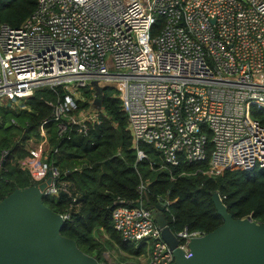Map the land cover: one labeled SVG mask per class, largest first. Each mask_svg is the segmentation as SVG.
I'll use <instances>...</instances> for the list:
<instances>
[{
    "label": "built area",
    "instance_id": "1",
    "mask_svg": "<svg viewBox=\"0 0 264 264\" xmlns=\"http://www.w3.org/2000/svg\"><path fill=\"white\" fill-rule=\"evenodd\" d=\"M95 84L117 90L136 160L147 145L159 168L181 158L203 163L194 172L208 176L264 167V126L251 114L264 111V0H36L20 25L0 24V103L60 87L48 120L68 137V126L83 132L97 119ZM85 87L93 90L89 106L70 114ZM29 152L30 180L50 172L44 192L56 194L66 185L57 167ZM171 201H161L164 210ZM135 202L118 199L113 228L145 248L147 264H175L142 193ZM174 234L185 250L202 233Z\"/></svg>",
    "mask_w": 264,
    "mask_h": 264
},
{
    "label": "trees",
    "instance_id": "2",
    "mask_svg": "<svg viewBox=\"0 0 264 264\" xmlns=\"http://www.w3.org/2000/svg\"><path fill=\"white\" fill-rule=\"evenodd\" d=\"M35 1L0 0V24L20 25L34 9ZM92 92V88H80L82 99H76L70 114L89 106ZM116 93L114 87L102 86L97 119L87 121L83 132L77 131L74 124L68 126V137L58 135L56 121L48 120L51 116L48 102L62 96L60 87H37L23 102L0 103V159L8 151L0 166V199L16 187L32 183L28 171L19 166V160L30 156L24 147L25 140L43 129L48 140L46 161L57 167L58 179L66 185L56 194H44L42 201L57 213H67L60 233L74 239L83 252L100 262H104L103 246L94 236L99 228L127 254L138 256L145 252L141 244L123 240L111 220V209L118 199L135 205L140 193L143 204L149 208L166 199L172 200L167 210L161 212L174 233L183 227L205 233L221 223L211 201L213 192L233 218L250 215L254 221L264 223V167L226 168L208 176L194 172L203 163L181 158L176 165L159 168L161 159L147 145H141L147 157L136 160L125 127L126 115ZM251 114L264 126V111L251 108ZM141 183L143 187L139 189Z\"/></svg>",
    "mask_w": 264,
    "mask_h": 264
},
{
    "label": "water",
    "instance_id": "3",
    "mask_svg": "<svg viewBox=\"0 0 264 264\" xmlns=\"http://www.w3.org/2000/svg\"><path fill=\"white\" fill-rule=\"evenodd\" d=\"M102 86L94 85L92 103L100 107ZM18 141V140H17ZM6 151L0 159L2 165ZM51 180L14 188L0 199V264H108L83 252L74 239L60 233L61 215L42 201ZM211 201L222 221L208 232L189 238L186 249L168 228L163 202L152 208L160 237L175 264H264V223L250 215L233 218L216 192Z\"/></svg>",
    "mask_w": 264,
    "mask_h": 264
},
{
    "label": "rangeland",
    "instance_id": "4",
    "mask_svg": "<svg viewBox=\"0 0 264 264\" xmlns=\"http://www.w3.org/2000/svg\"><path fill=\"white\" fill-rule=\"evenodd\" d=\"M116 70L124 71L125 67L113 68ZM24 98L17 100L18 103L23 102ZM43 130V129H42ZM41 133H45V130L40 131L37 136H31L24 142V147L27 149L30 154L29 157L20 161H25V164H21L24 169L27 168L28 162L31 160L30 157H34L29 150L35 152V157L37 159H46L47 149H48V140L45 141ZM47 136V135H46ZM94 236L98 241L102 242L103 250L101 251V260L108 264H147L145 259V254L138 256L127 254L126 252L120 250L107 236V234L102 229H96Z\"/></svg>",
    "mask_w": 264,
    "mask_h": 264
},
{
    "label": "crops",
    "instance_id": "5",
    "mask_svg": "<svg viewBox=\"0 0 264 264\" xmlns=\"http://www.w3.org/2000/svg\"><path fill=\"white\" fill-rule=\"evenodd\" d=\"M45 138H46V140L45 141H47V137L45 136ZM43 139H44V137H43Z\"/></svg>",
    "mask_w": 264,
    "mask_h": 264
}]
</instances>
